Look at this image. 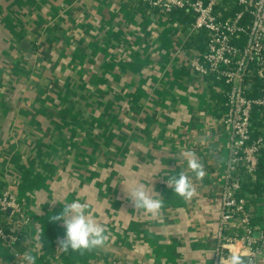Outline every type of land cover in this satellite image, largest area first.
I'll return each instance as SVG.
<instances>
[{"label":"crops","instance_id":"obj_1","mask_svg":"<svg viewBox=\"0 0 264 264\" xmlns=\"http://www.w3.org/2000/svg\"><path fill=\"white\" fill-rule=\"evenodd\" d=\"M140 8L0 0V197L20 208H0V230L16 237L0 239V264H26L25 253L36 264H213L230 154L225 106L189 66L204 46L189 45L199 38L186 23ZM183 150L206 170L187 201L167 184L187 170ZM126 173L163 198L159 218L132 207ZM75 199L105 225V247L58 249L65 228L50 217ZM249 210L262 229L264 196Z\"/></svg>","mask_w":264,"mask_h":264},{"label":"built area","instance_id":"obj_2","mask_svg":"<svg viewBox=\"0 0 264 264\" xmlns=\"http://www.w3.org/2000/svg\"><path fill=\"white\" fill-rule=\"evenodd\" d=\"M140 1L161 15L174 11L190 14L192 22L183 25L188 35H203V50L191 54L189 66L200 78L221 84L214 89L224 99L225 112L219 122L228 129L230 137L213 264H228L226 258L233 252L246 254L255 264L264 251V233L254 236V227L250 225L253 216L246 208L249 197H238L241 184L235 174L241 169L247 173L255 171L256 156L264 144V137L252 139L253 114L264 111V0ZM254 78L261 82L262 88L257 97H250L247 90ZM0 208L11 213L20 210L10 194L0 197ZM232 224L241 230L240 235L225 234ZM0 239L9 246L16 241L15 236L2 230Z\"/></svg>","mask_w":264,"mask_h":264},{"label":"clouds","instance_id":"obj_3","mask_svg":"<svg viewBox=\"0 0 264 264\" xmlns=\"http://www.w3.org/2000/svg\"><path fill=\"white\" fill-rule=\"evenodd\" d=\"M181 157L187 163V170H181L177 176L168 178L167 184L177 196L187 201L196 195L193 175L195 180L202 181L206 170L194 151L183 150ZM122 185L126 189V196L134 209L142 210L151 218L161 216L164 208L163 198L152 188L141 183L135 174L126 173ZM50 220L63 223L65 234L58 241V249L64 252L69 250L83 252L102 248L110 241V233L105 225L95 218L87 201L81 202V200L75 199L70 203H65L63 210L59 214L51 216ZM226 259L228 264H246V254L240 252H233ZM24 261L26 264H36L37 257L25 253ZM247 264H252L250 257L247 259Z\"/></svg>","mask_w":264,"mask_h":264},{"label":"trees","instance_id":"obj_4","mask_svg":"<svg viewBox=\"0 0 264 264\" xmlns=\"http://www.w3.org/2000/svg\"><path fill=\"white\" fill-rule=\"evenodd\" d=\"M135 1V0H134ZM226 2H231L232 0H224ZM139 2V5L141 6L140 9H149L146 5L140 2V0H137ZM138 9V11H140ZM150 10V9H149ZM239 10V9H235ZM175 18L177 21L180 23H186V25H190L192 22V18L190 17V14H187L183 11H174L170 14H168ZM198 37L199 39H194V37L191 38V41L189 43L190 46H193L195 43H198L202 40L203 35L201 33L195 35V38ZM198 51H202L203 47L200 46L197 48ZM213 79H208L210 90H214L215 87L221 86L220 83L214 81L212 82ZM252 86L248 88L247 94L250 97H257L258 96V91L259 89L262 88L261 82L254 78L251 79ZM215 92V90H214ZM213 93V92H212ZM213 98H217L218 103H221L222 105L224 104V99L220 95H214ZM264 129V111H258L257 113L253 114L252 117V139H257L259 137H264L262 130ZM257 164L255 171L253 173H247L245 171H238L235 176L239 179L240 184H241V189L238 191V197L243 198L244 196H248V202L246 204V208L250 209L253 207V205L256 204L257 199L261 196H264V144L261 146L258 150L257 156ZM260 220L256 218H251L250 219V225L256 228L255 226L260 228ZM264 226H262V229L258 228L257 231L259 233H264ZM226 234L229 236H234V235H240L241 230L239 229H234V228H229L226 230Z\"/></svg>","mask_w":264,"mask_h":264},{"label":"water","instance_id":"obj_5","mask_svg":"<svg viewBox=\"0 0 264 264\" xmlns=\"http://www.w3.org/2000/svg\"><path fill=\"white\" fill-rule=\"evenodd\" d=\"M25 45H27V44H25ZM250 86H248V88H249ZM246 262H247V258H246Z\"/></svg>","mask_w":264,"mask_h":264}]
</instances>
